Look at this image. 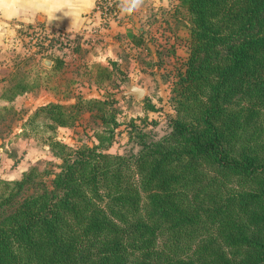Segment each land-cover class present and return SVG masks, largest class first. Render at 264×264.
<instances>
[{"label":"trees","instance_id":"obj_1","mask_svg":"<svg viewBox=\"0 0 264 264\" xmlns=\"http://www.w3.org/2000/svg\"><path fill=\"white\" fill-rule=\"evenodd\" d=\"M179 13L188 56L169 69L162 134L122 120L109 95L40 105L23 124L44 117L61 162L0 177V264H264V0H179ZM110 64L96 69L100 87L128 76ZM7 80L0 117L39 86L26 69ZM87 113L92 144L59 138ZM122 126L134 145L110 152Z\"/></svg>","mask_w":264,"mask_h":264},{"label":"rangeland","instance_id":"obj_2","mask_svg":"<svg viewBox=\"0 0 264 264\" xmlns=\"http://www.w3.org/2000/svg\"><path fill=\"white\" fill-rule=\"evenodd\" d=\"M119 1L121 2V7L117 10L118 13L115 16L117 20L128 21L129 24H133V21L136 23L138 22L145 30L155 34L154 40H152L150 36L153 46L163 48L162 50L166 53L169 50L171 51L172 46H175L179 56H187V42L180 43V41L187 39L189 33L184 28L180 29L181 37H178L173 30H171L170 25L165 22V19L168 18V14L166 13L175 12V7L179 4V0H169L170 2L168 5H164L159 0ZM163 10H166V12H163ZM92 12L90 14H92ZM178 15L184 18V15L181 13ZM94 17V22H96L95 25H88L84 31L74 34L82 38L84 37L80 40L83 44L78 45L75 48L79 50H81V48H86L92 53L99 51V45L101 44L100 42H95L101 40L98 37L100 34L98 32V26L103 21L100 18V15H95ZM170 19L176 24L174 19L171 17ZM111 22L107 25L104 24L105 28H103L102 31L108 29ZM36 27L38 26L31 25L18 27V32L13 37L14 42L18 47L13 49L14 52H10L14 57L13 60L16 64L15 66L21 70L30 69L31 73L34 72L33 76L35 77H37V72H42V75L40 76H42L45 80L44 82L50 86L49 90L43 92L45 95H50L49 92L51 91L57 96L56 98L59 97L60 99L69 100L77 97L79 95L78 91L94 93V88L84 85L83 78L71 81V78H73L71 73H68V75L65 74L66 72H64V74L43 73L44 71L41 68V65L40 67L38 65L43 57H60L71 50L69 46L51 49L50 51L35 50L31 47L33 42L28 41L31 36L27 35L25 30H33ZM70 34L73 35L71 32ZM123 48L131 52L132 58H125L127 62L131 61L132 63L129 70L131 75L124 78V74L121 76L117 73L116 75L118 78L115 80H104L102 85V88L105 91L104 94L109 95V98L116 100L115 107L122 120H131V118H135L139 123L144 124V126L157 130V132L162 134L167 129L164 127L165 120L167 116L173 112L170 103L172 79L169 78V69H162L161 66H156L151 63L147 64L148 68H142L140 62L141 59L145 58L144 54H146L147 50V58L151 53V50L146 47L142 48L144 49L142 52L141 49L130 46V42H123L121 49ZM121 49L119 50V53ZM140 52H142V54ZM74 57H76V55L67 53V63H73ZM147 60L149 59H145V61ZM127 74L128 73L125 75ZM20 75L21 74H19V76ZM30 76H32V74ZM5 78L0 74V97L5 88L10 85ZM76 81L78 84H76ZM127 83H138L137 85L145 88V97L137 100L134 96L130 97L128 95H121L119 92L121 89L127 90ZM113 89L118 90L112 91ZM44 99L47 98H39L36 91L32 92L31 95L28 94L24 97L15 98L14 102L9 103L8 106L14 108L16 113L12 112L6 115V117H0V177L9 180L20 178L23 173L21 172L22 168L27 167L29 169L38 161L43 162L53 160L57 163L61 162L60 159L55 157L50 146L46 142V138L50 134H53V132L47 129L46 126L42 125L44 117L36 119L35 124L33 125V127L36 126L35 130L31 129L33 128L32 125L26 126V132V129L24 130L23 128V124L27 122L28 118L35 112ZM146 99L148 102L155 104L156 110H148L150 108H147L146 106V102L144 101ZM5 105V101L0 98V107ZM154 122H156L157 125L154 124ZM89 125H92L91 121L89 122V117H84L79 125L69 128H58L56 133L60 139L72 146H78L85 143L92 144L95 141V137L93 134L94 132ZM120 130L122 131L118 134L117 140L111 147L110 152H122L132 148L134 145L129 141L128 132L125 130V126H122Z\"/></svg>","mask_w":264,"mask_h":264},{"label":"crops","instance_id":"obj_3","mask_svg":"<svg viewBox=\"0 0 264 264\" xmlns=\"http://www.w3.org/2000/svg\"><path fill=\"white\" fill-rule=\"evenodd\" d=\"M97 1L98 0H0L1 76H3L4 78L6 77L5 79L7 80L10 74L18 69V67L15 66L16 64L13 60L14 57L10 52H14L13 49L15 47H18V45L14 42L13 37L18 32L19 26L23 27L37 25L42 26L43 28H63L73 34H77L81 31H84L88 25H91L88 14H90L94 10ZM159 1L164 5H168V3L170 2L169 0ZM166 14H168V18L165 19V22L170 25L171 30H173V32L178 37H181L180 29L184 28L189 33V37H187V39H185L184 41H180V43L188 42L190 39V29L186 24L187 21H185V19H183L178 14H174V12H167ZM170 17L176 21V24L171 21ZM143 32H145V36H143L142 38ZM150 36L152 40L155 39V34L149 32L148 30H145L139 25L138 22L136 23L135 21H133V24H129L128 21H119L115 19L111 22L108 29H104L100 32L98 37L101 40L95 42H100L101 44L99 45V51L92 53L86 48H81V50L78 51V54H76V57L78 58H73V63L64 64L61 60H59V58L55 59L57 57H43L42 60L39 61L38 65L39 67L41 65V68L44 71L43 73L49 72V74H64V72H66L65 74L67 75L68 73H71V76L73 75L71 81L83 78L84 85L95 89L94 93L78 91L79 95H83L87 98L103 97L105 95V91L102 87H100V85H98V76L96 74L97 68H99L100 66H109L110 69H113V66L110 64V62L113 61L116 62V64L121 67V69H124L128 73V76L131 75L129 70L132 63L131 61L127 62L125 58H132V56L130 51L125 50V48L121 49V45L123 42H130V46L137 47L141 49L142 52L144 51V49H142L144 47L151 50L148 58L147 50L146 54H144L145 58L141 59L140 62L142 68H148L147 64L151 63L155 64L156 66H161L162 69H172L177 62L188 56V54L187 56H179V53L175 46H172V49H174L173 51L170 52L169 50L167 51V53L163 51L162 54H159L158 49L162 50L163 48L153 46ZM120 49L121 51L119 53ZM142 52L140 53L142 54ZM46 58H50L53 60L52 66L48 67L44 64V60ZM145 59L149 60L145 61ZM26 70L30 75H34V72L31 73L30 69ZM41 73L42 72H37V85H39L37 87V96L39 95V98L47 99H44V101L41 102L39 106L47 104L49 102H75L77 97L71 98L69 100L60 99L59 97L56 98L57 96H55V94L51 91H48L50 95H45L43 92L49 90L50 86H48V84L44 82L45 80L42 76H40L42 75ZM76 84H78L77 81ZM128 84L129 83H127V85ZM116 90L118 89H113L112 91ZM123 91L124 90L121 89L119 93L122 95ZM28 94L31 95L32 92L18 95L17 98L24 97ZM144 101L146 102V106L148 103H150L147 99ZM152 104L155 105L154 103ZM85 117H89V114H85ZM27 169V167L22 168L21 172H24Z\"/></svg>","mask_w":264,"mask_h":264},{"label":"built area","instance_id":"obj_4","mask_svg":"<svg viewBox=\"0 0 264 264\" xmlns=\"http://www.w3.org/2000/svg\"><path fill=\"white\" fill-rule=\"evenodd\" d=\"M121 2L119 0H98L96 3V6L92 12V14H88V17L90 18L91 25H95L96 22H94V16L100 15V18L102 19V23L98 26V32L100 33L103 28H105L104 24H109L112 20L116 19V15L118 13V9L121 7ZM115 17V18H114ZM25 33L29 36H31L28 41L33 42V47L37 51L40 50V44L39 42L42 41V39L45 37L46 42L51 41L54 39L55 46L53 49H58L62 45L64 46H73L75 44V38L76 35L70 34L69 31L63 29V28H43L42 26H38L34 28L33 30H25ZM46 51H50L46 47V49H43Z\"/></svg>","mask_w":264,"mask_h":264},{"label":"water","instance_id":"obj_5","mask_svg":"<svg viewBox=\"0 0 264 264\" xmlns=\"http://www.w3.org/2000/svg\"><path fill=\"white\" fill-rule=\"evenodd\" d=\"M44 64L48 67L52 66L53 64V60L50 59V58H46L44 60ZM123 95H128V96H134L135 98H137L138 100L142 99L145 97V94H146V89L141 87V86H138L136 84H132V83H129L127 85V90H124L122 92Z\"/></svg>","mask_w":264,"mask_h":264}]
</instances>
